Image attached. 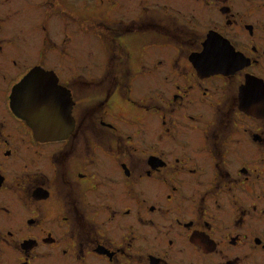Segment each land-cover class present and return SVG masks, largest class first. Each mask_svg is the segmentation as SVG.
<instances>
[{"label": "flooded vegetation", "instance_id": "obj_1", "mask_svg": "<svg viewBox=\"0 0 264 264\" xmlns=\"http://www.w3.org/2000/svg\"><path fill=\"white\" fill-rule=\"evenodd\" d=\"M100 4L111 9L95 34L101 79L65 76L46 48L22 68L30 51L0 29V264H264V113L240 108L246 77L264 81V24L247 21L258 1ZM211 33L242 60L223 54L226 69L200 73ZM35 67L55 73L50 89L68 108L42 110L44 139L12 109ZM148 76L154 100L134 99Z\"/></svg>", "mask_w": 264, "mask_h": 264}, {"label": "rangeland", "instance_id": "obj_2", "mask_svg": "<svg viewBox=\"0 0 264 264\" xmlns=\"http://www.w3.org/2000/svg\"><path fill=\"white\" fill-rule=\"evenodd\" d=\"M257 1L259 3L257 4V13L252 16L248 15L247 21L262 28V24H264V0ZM59 2L56 0V5H52L45 0H0V29L11 31L14 35L13 44L19 45L20 49L25 48L28 52L30 51L29 56L24 58L26 63L20 64L22 68L34 65L38 58L37 52L40 53L46 48L55 58H52L50 67L62 70L63 73L65 72V76H71L69 73H73L78 68V73L82 77L101 79L107 67V55L95 34L98 35L100 31L98 16H107L106 14L111 12L110 6L91 5V0H79L80 3L77 7L79 11L76 12V15L71 14L72 12L62 14V7ZM101 8H103V14L96 13ZM79 22L82 25L78 24ZM63 23H68L67 28ZM208 23L209 26H213L212 21ZM100 32L104 33L103 30ZM47 33L50 34L56 46L48 42ZM62 47L66 51L65 56L62 57L64 65H59L57 59H60ZM150 54L151 60H155L158 55H163L162 52L156 50H152ZM18 60H22L21 56H18ZM259 72L264 77V66L259 69ZM151 79L152 77L148 76L140 80L137 90L135 89L132 94L134 99L147 100L152 98L154 100L153 92L148 90V87L153 83ZM161 84L163 88V83ZM138 125L142 126L140 120Z\"/></svg>", "mask_w": 264, "mask_h": 264}, {"label": "water", "instance_id": "obj_3", "mask_svg": "<svg viewBox=\"0 0 264 264\" xmlns=\"http://www.w3.org/2000/svg\"><path fill=\"white\" fill-rule=\"evenodd\" d=\"M212 34L215 33L209 35L203 53L195 59L197 64L200 63L199 65L196 64L200 73L202 71L210 72L226 69L227 63L221 58L223 54L229 56V54L234 53L237 54V59L242 60L243 55L235 52L230 43L221 36H219L221 41H225V45L228 46L224 48L218 44L213 47ZM53 78H56V75L52 71L35 67L29 71L13 92L12 109L20 118L33 126L34 134L39 139H44L48 133H53V131L47 132L43 127L46 116L42 110L57 109L62 110L63 114V109H68L62 103L61 92L50 89L53 85H57V81L51 80ZM240 103L241 110L255 117H260L264 113V81L256 76L248 75L245 83L240 88ZM62 114H60L61 118H63ZM65 119L67 121L73 120L71 108L65 113Z\"/></svg>", "mask_w": 264, "mask_h": 264}]
</instances>
